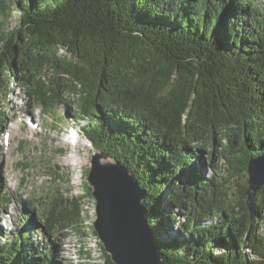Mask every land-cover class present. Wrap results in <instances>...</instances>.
Masks as SVG:
<instances>
[{
	"label": "trees",
	"instance_id": "1",
	"mask_svg": "<svg viewBox=\"0 0 264 264\" xmlns=\"http://www.w3.org/2000/svg\"><path fill=\"white\" fill-rule=\"evenodd\" d=\"M10 83L43 114L71 105L94 151L133 173L163 264H264V186L253 221L246 179L237 211L226 199L264 154L261 0H0V92ZM205 148L209 176L193 169ZM9 200L0 189V204ZM42 200L40 241H26L38 204L27 198L26 229L0 243V264H59L53 234L80 227L79 200L59 185Z\"/></svg>",
	"mask_w": 264,
	"mask_h": 264
},
{
	"label": "rangeland",
	"instance_id": "2",
	"mask_svg": "<svg viewBox=\"0 0 264 264\" xmlns=\"http://www.w3.org/2000/svg\"><path fill=\"white\" fill-rule=\"evenodd\" d=\"M261 3L264 7V0ZM11 14L12 18H6L4 24L13 27L17 24V14ZM47 78L48 75L45 74L43 79ZM18 85L20 83L8 85L12 93L0 92V110L4 111L0 115V189L10 199L7 207L0 204V243H6L16 233L26 229L20 221L23 209L21 201L32 197L37 199L38 204L31 215L32 222L28 227L30 231L26 229V241H40L39 230L44 223L42 208L46 205L42 197L59 185L65 196L78 198L81 224L78 229L72 228L53 234L55 259L57 258L59 264H103L99 246L102 243L92 232L96 217L95 200L87 189V173L91 155L95 151L77 131L79 122L69 121L73 112L71 105L59 103L55 107V113L43 114L37 104L28 100ZM26 101L31 103L29 107H26ZM207 152L208 148H205L202 159L194 162L195 173L210 175L211 172L206 167ZM223 162L221 159L217 160L218 165L223 166ZM55 170L60 174L59 179L52 174ZM246 177V173L245 177H235L226 192V199L235 205L236 211L241 201L238 193L240 188L237 185L245 183ZM158 201V208H165L164 194ZM171 211L174 212V209ZM159 216L162 217L160 212ZM182 219H176L177 223ZM169 222L175 229L177 223ZM204 223L210 224L207 220ZM259 231L264 236V227L260 226ZM225 249L227 248L221 251ZM219 251L220 249L215 250V253Z\"/></svg>",
	"mask_w": 264,
	"mask_h": 264
},
{
	"label": "water",
	"instance_id": "3",
	"mask_svg": "<svg viewBox=\"0 0 264 264\" xmlns=\"http://www.w3.org/2000/svg\"><path fill=\"white\" fill-rule=\"evenodd\" d=\"M245 203L251 221L256 194L264 186V154L246 163ZM87 183L94 198L93 228L115 264H163L148 221L145 195L133 173L119 161L93 152Z\"/></svg>",
	"mask_w": 264,
	"mask_h": 264
},
{
	"label": "bare ground",
	"instance_id": "4",
	"mask_svg": "<svg viewBox=\"0 0 264 264\" xmlns=\"http://www.w3.org/2000/svg\"><path fill=\"white\" fill-rule=\"evenodd\" d=\"M68 111V110H67ZM196 171H198L197 169H196ZM25 233V232H24ZM16 260V259H15ZM8 263V262H7ZM18 264V263H17Z\"/></svg>",
	"mask_w": 264,
	"mask_h": 264
}]
</instances>
